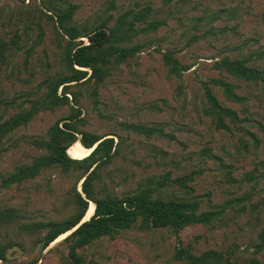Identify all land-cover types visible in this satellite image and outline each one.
Here are the masks:
<instances>
[{
    "label": "rangeland",
    "instance_id": "obj_1",
    "mask_svg": "<svg viewBox=\"0 0 264 264\" xmlns=\"http://www.w3.org/2000/svg\"><path fill=\"white\" fill-rule=\"evenodd\" d=\"M42 1L0 0V42L9 44L16 33L20 35L19 45L7 51V61H0V121L17 115L23 104L30 108L29 99H46L51 84L68 75L64 55L69 39L57 33L50 19H40ZM46 3L54 10L71 5L73 24L84 34L113 28L120 15L147 6L152 8L149 21L165 23L152 34L134 37L127 45H142L140 52L110 65L103 82L70 87L67 92L76 94V105L68 94L69 103L41 108L27 126L0 142V209L16 208L25 224L61 222L79 213L76 189L81 192L83 181L77 185V173L67 176L56 168L22 185L6 188L1 183L3 177L45 154L32 141L47 139L50 128L67 118L75 105L82 110L83 131L115 138L120 144L119 156L101 169V179L94 183L97 197L149 190L153 199L196 201L203 211L223 212L209 225L180 231L141 229L139 220L114 237L80 249L81 264H193L177 258L180 249L196 258L216 252L219 264H264V86L214 69L217 61L228 57L248 58L250 66L264 71V0ZM80 41L88 44L86 37ZM168 51L188 67L181 78L164 63ZM211 79L234 84L237 95L246 101L229 102ZM203 82L224 106L238 113L237 129L218 130L205 115ZM131 124L155 132L137 134L128 128ZM20 232L16 224L10 228L0 224V245L12 240L21 245L9 249L8 261L1 264H75L64 240L43 250L38 242L43 233Z\"/></svg>",
    "mask_w": 264,
    "mask_h": 264
},
{
    "label": "trees",
    "instance_id": "obj_2",
    "mask_svg": "<svg viewBox=\"0 0 264 264\" xmlns=\"http://www.w3.org/2000/svg\"><path fill=\"white\" fill-rule=\"evenodd\" d=\"M40 8V19L44 16L50 19L60 35L69 39L68 48L65 50L64 62L68 75L59 78L50 86L46 99H29L30 108L25 109V104L17 115L7 120L0 121V142L8 135L27 126L34 117L41 111V108L60 105L68 102V94L74 97L75 93L67 92L74 85H81L91 80L101 83L110 71V65H118L125 62L129 57L139 53L142 45L128 46L134 37L141 33L152 34L165 21L158 19L150 20L152 8L147 6L137 10H128L120 15L113 28L99 27L92 32L83 33L73 24L72 17L74 10L71 5L59 6L54 10L51 5L46 6V0L42 1ZM113 6V4H111ZM40 25V24H38ZM41 29V27H40ZM86 37L88 44L77 39ZM42 34L35 43H39ZM20 35L15 34L12 42H0V61H7V51L15 45H19ZM197 40V39H196ZM35 46V44H34ZM33 46V48H34ZM32 50H29L30 53ZM163 60L171 74L181 78L182 73L187 70L175 57V52L164 53ZM248 58L230 59L225 57L214 64V69L220 73L224 72L235 79L245 82H252L264 86V71L249 65ZM219 87L227 100L232 103H244L246 99L237 95L236 86L224 79H211L209 81ZM74 83V84H73ZM76 83V84H75ZM206 107L204 113L211 118L218 130L232 131L237 129L240 122L236 111L224 106L217 98L209 83L203 82ZM62 88V95H58ZM28 96V95H27ZM16 102V101H15ZM14 102V103H15ZM73 105L71 114L62 121H57L48 131L47 139H34L32 144L45 154L35 158L30 164L22 165L7 177L1 180L2 186L10 188L13 185H22L36 179L41 174L51 169H60L65 175L78 174L77 185L81 184V192L78 186L77 206L79 213L72 218L61 222L51 223H22L23 215L12 207L0 209V224L5 227L18 225L21 229L20 235L38 236L43 233L38 242L45 250L55 242L61 235H68L64 242L69 244V257L75 264H81L82 260L78 251L89 244L105 237H114L121 231L132 228L141 220V229L149 228H173L180 231L191 225H209L216 218L222 215L221 210H201L200 203L196 201H178L173 199L152 198L149 190H139L135 194L117 197L107 195L104 198L96 196L94 183L101 179V169L108 166L120 154V144L115 138L109 136L101 137L97 134L83 131L80 125L84 122L82 110ZM63 122V124H62ZM128 128L137 134L151 136L155 130L147 129L141 125L131 124ZM79 142L86 149L94 151L84 159H74L70 155V148ZM96 204L94 215L84 221L90 203ZM83 222V223H82ZM13 241V240H12ZM7 245H0V262H7V252L19 243L12 242ZM17 243V244H16ZM185 257L190 263L213 262L220 263V257L216 252H208L201 258L190 254L189 250L180 249L177 258ZM1 264V263H0Z\"/></svg>",
    "mask_w": 264,
    "mask_h": 264
},
{
    "label": "bare ground",
    "instance_id": "obj_3",
    "mask_svg": "<svg viewBox=\"0 0 264 264\" xmlns=\"http://www.w3.org/2000/svg\"><path fill=\"white\" fill-rule=\"evenodd\" d=\"M94 150L93 149H86L84 148L79 142L78 143H75L74 145L71 146L69 152H70V155L74 158V159H84L86 157L89 156V154H91V152ZM95 209H96V204L94 202L91 201L90 203V207H89V210H88V213L84 219V221H87L89 220L95 213ZM70 233L72 232H68L66 234H63L61 235L55 242L52 243L55 244L59 241H62L64 240Z\"/></svg>",
    "mask_w": 264,
    "mask_h": 264
},
{
    "label": "water",
    "instance_id": "obj_4",
    "mask_svg": "<svg viewBox=\"0 0 264 264\" xmlns=\"http://www.w3.org/2000/svg\"><path fill=\"white\" fill-rule=\"evenodd\" d=\"M96 147H97V145L94 147V149H95ZM93 151H94V150H93ZM93 151H92V152H93ZM92 152H91V153H92ZM89 155H90V154H89ZM82 223H83V222H82ZM72 232H73V231H72Z\"/></svg>",
    "mask_w": 264,
    "mask_h": 264
}]
</instances>
